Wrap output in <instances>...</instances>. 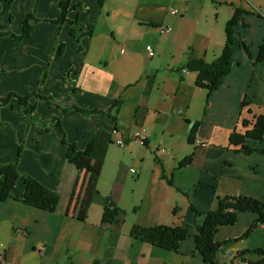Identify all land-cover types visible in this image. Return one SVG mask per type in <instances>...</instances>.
I'll return each mask as SVG.
<instances>
[{
  "label": "crops",
  "instance_id": "crops-1",
  "mask_svg": "<svg viewBox=\"0 0 264 264\" xmlns=\"http://www.w3.org/2000/svg\"><path fill=\"white\" fill-rule=\"evenodd\" d=\"M22 1L0 0V31L20 34L29 13L37 20L30 23L32 32L20 44L11 36L0 37V97L31 91L52 97V104L36 102L40 119L60 118L64 137L79 150L87 147L96 128L110 130L113 125L122 139L142 132L147 146L130 140L116 160L111 159V147L107 149L99 192L93 195L86 220L78 221L63 213L76 171L65 159L60 129L55 123L46 129L31 124L17 106L1 107L0 164L16 160L21 173L55 189L60 198L53 213L26 206L20 200L24 187L18 179L13 198L0 202L2 264H207L195 249L192 211L211 210L220 196H247L264 202V155H244L238 146L229 144L232 130L243 132L240 121L253 123L264 115V60L256 61L259 47L264 45V19L244 12V0H206L212 12H195L196 27L204 23V28H195L194 38L181 39L171 34L173 30L160 36L153 47L154 57L168 44L176 45L170 50V63L156 67L154 57L149 59L145 51L148 43L143 46L130 32L119 37L109 27L110 36L108 32L103 36L102 26L121 20L131 29L148 23L156 29L169 25L171 16L177 15L169 13L171 4L181 6L178 19L182 21L190 4L194 8L200 1L104 0L99 7L98 0H71L72 6L80 8L77 13L71 10L69 18L94 26L91 38L80 40L67 24L58 28L48 22L57 17L60 0ZM115 3L117 8L112 6ZM224 6L228 10H222ZM236 7L244 13L235 35L232 71L209 95L195 85L196 73H183L182 69L188 58L211 62L220 55L225 43L223 23ZM13 22H18L17 28L11 27ZM71 28L79 34L75 26ZM111 56L117 60L113 69L103 60ZM142 57L144 65L140 67L137 59ZM116 98L122 102L115 122L102 115L86 118L71 110L61 112L72 105L106 111ZM124 107L129 111V123L122 126ZM194 123L198 125L196 135L189 142ZM246 144L264 151V136L258 142L247 139ZM159 148L165 152L156 153ZM190 154L191 162L179 168ZM108 167L113 175L109 184L114 182L118 191L101 187ZM107 196L120 211L114 224L102 226ZM255 219L251 212L239 213L234 225L218 229L215 240L221 244L240 238ZM157 224L186 228L188 235L177 252L129 236L132 225ZM256 248H264V224L249 237L225 245L216 260L219 264H247L237 259L236 253Z\"/></svg>",
  "mask_w": 264,
  "mask_h": 264
},
{
  "label": "trees",
  "instance_id": "trees-1",
  "mask_svg": "<svg viewBox=\"0 0 264 264\" xmlns=\"http://www.w3.org/2000/svg\"><path fill=\"white\" fill-rule=\"evenodd\" d=\"M11 2L12 0H7ZM104 0H98V6L101 7ZM79 5H71V0L58 1V15L55 19L48 21L60 28L62 25L69 26L70 33L76 36L78 40L81 37L91 38L94 30L93 24H81L77 20L70 19L68 14L71 10L78 12ZM244 13L240 8H234L230 19L225 24L224 34L225 43L223 44L221 54L211 62L203 59L188 58L183 66L184 70L196 73L195 85L198 88L204 89L207 94H211L224 81V79L232 71L233 66V45L236 43L235 35L238 34L237 27L239 25L240 14ZM258 18L259 13H255ZM32 15L27 14L24 23H22L21 33L16 35L10 30H1L0 37L11 36L16 44H20L21 40L28 38L32 32ZM75 26L79 34L71 28ZM244 50L250 54L248 46L243 44ZM264 60V45H260L257 55L258 62ZM182 69V70H183ZM43 83V80H40ZM75 89H73L74 91ZM40 100L47 104H52L54 100L52 97H45L40 95L37 91H31L27 94L8 93L4 97H0V108L8 106L14 108L19 107L22 114H24L31 124H40L46 129L50 123L60 129L62 135L61 143L65 145V159L69 165L73 166L76 175L73 179L71 191L67 196V202L63 213L68 218L78 221H85L88 214V208L91 205L93 195L98 193V180L101 176L103 163L107 149L114 143L113 135L118 134L116 126L110 130L98 127L94 130L92 138L83 149H77L74 143H70L64 137L61 129L60 118H51L41 120L40 114L37 112L36 102ZM14 102V103H13ZM121 99L116 98L111 103L110 107L103 111L101 109H86V107H78L75 105L61 108L62 113L74 111L81 114L83 117H91L92 115L106 116L115 122L118 116ZM1 124V122H0ZM197 123L192 124V131L188 137L189 142H193L196 135ZM240 126L243 132L232 130L229 136V144L238 146V152L248 155L250 153H259L264 155V151L253 148L246 144L247 139L254 141H261L264 136V115L258 116L253 123L240 121ZM128 143L131 138L124 139ZM145 146L146 140L143 142ZM19 156V149L17 157ZM192 160L191 154L186 156L178 165L179 168L188 165ZM21 179L24 191L21 194L20 200L26 206L35 207L46 212H55L59 206V195L53 188H49L41 184L36 178L30 175L21 173L17 168V161L0 164V202L5 199H11L12 191L15 185ZM168 183L172 186L170 180ZM120 208L114 203L110 196L105 199L104 207L101 213V225L114 224L117 220ZM194 224L196 225L197 234L195 235V249L202 256V259L207 264H219L216 260L218 253L222 251L223 247L232 242H238L249 237L255 229L264 224V202L247 196H225L216 197L214 200V207L208 211L193 210ZM251 212L256 216L253 224L246 229L242 236L238 239H231L225 243L217 242L215 234L219 228L232 226L236 223L239 213ZM187 230L183 226H168L155 225L151 227H144L140 225H132L129 231V236L137 241L150 244L161 250L177 252L179 243L186 239ZM237 259L247 264H264V248H256L253 250L238 251L235 255Z\"/></svg>",
  "mask_w": 264,
  "mask_h": 264
},
{
  "label": "rangeland",
  "instance_id": "rangeland-1",
  "mask_svg": "<svg viewBox=\"0 0 264 264\" xmlns=\"http://www.w3.org/2000/svg\"><path fill=\"white\" fill-rule=\"evenodd\" d=\"M198 1H200V2L195 3L194 8H193V3L190 4L189 12L186 13V16H184V19L182 21L180 19H178V17H179L178 13L181 10V6L176 5V4H171L172 9H174V8L177 9V12H176L177 15L171 16L172 18H170L168 20V23H167L169 25L164 24L165 26H171V30H173L171 34H175V35L179 36L181 39H189V38H194L195 28H196V30H200L201 28H204V23H202L201 26H199L197 28L195 23H194L193 17L195 15V12H198L200 9H204L205 11L208 10V12H210L212 9L211 8L212 5H210L209 2L206 0H198ZM22 3L26 4V1L23 0ZM112 6L116 7V3L113 4ZM243 6H244V10L242 8H240V9H242L244 12L252 13V14H255L257 12V13H259V16H261L264 19V0H244ZM222 8H223L222 10H228V8L226 6H224ZM236 8H238V7H236ZM215 16H216V13L214 14V17ZM221 16H222V12L219 14L220 19H221ZM5 18H7V14L5 15ZM228 20H226L223 23V28H222L223 33H224V29H225V24L227 23ZM17 23L13 22L11 27L17 28L16 27ZM217 24H221V22H218ZM18 26L20 27L21 25H18ZM107 27L111 28V30L114 31L115 35H117L119 37L122 35H125L127 32H130L132 37L138 38L139 40H141L143 46L148 43L152 47H155L156 43L159 41L160 36H164V35H161L155 29V27L150 26L149 23H148V25H138V24L135 26L133 25L132 29H131L130 26H128V24L122 25L121 20H118V21L113 22L111 24H108L106 26H104V25L102 26L100 32L103 34V36H105L107 34V32H108V36H110V31H109L110 29H107ZM224 36H225V34H224ZM175 45H176V42H175ZM175 45L172 42L166 46L165 50L161 51V54L158 52V56L153 58V61L156 65V67H163V66H166V64L170 63V61H169L171 58L170 50L173 47H175ZM221 51H222V49H221ZM220 54H221V52H220ZM141 56L144 57V55H141ZM143 57L137 59V64L140 67H142L144 65ZM133 59L134 58H132V62L134 63L135 59L134 60ZM103 60H105L107 62L109 69H113L116 67L117 60L114 59L113 56L107 57V59H103ZM128 118H129V111H128L127 107H124L123 112H122V116L120 117V124L122 126L127 125L129 123ZM116 136L117 137L113 136L114 139H117V138L120 139L121 138L119 135H116ZM110 147L111 148H109V151L111 154V159L116 160V158H118L121 155L122 148L116 146L115 143L110 145ZM130 168L135 169L133 167V165H131ZM112 177H113V175L111 173V168L110 167H108V169L106 168V170L104 172V177L101 180V187L108 189V190L114 187V191H116V190L118 191L119 188L114 184V182L112 184H109L111 181H113L111 179ZM134 178H136V177H134ZM116 183H118V182H116ZM98 192H99V190H98ZM121 192H124V190H122ZM101 198H102V196L100 194V199ZM0 264H2L1 261H0Z\"/></svg>",
  "mask_w": 264,
  "mask_h": 264
},
{
  "label": "built area",
  "instance_id": "built-area-1",
  "mask_svg": "<svg viewBox=\"0 0 264 264\" xmlns=\"http://www.w3.org/2000/svg\"><path fill=\"white\" fill-rule=\"evenodd\" d=\"M176 12H177V10L176 9H172L169 13L170 14H176ZM157 31L161 34V35H168L170 32H171V26H165V25H160V26H158L157 28ZM145 51H146V53H147V56H148V58L149 59H151L152 57H154L155 56V50L153 49V47H151V46H149V45H145ZM182 72L183 73H185L186 72V70H182ZM142 132H139V131H136V132H134L132 135H130L129 136V138H131V141L132 140H138V141H140L142 144H143V142L146 140L145 138H144V136L141 134ZM117 135V134H116ZM114 143L116 144V146H118V147H121V148H123L124 146H125V140L124 139H122V138H120V139H114ZM155 152L156 153H160L161 152V154L162 153H164L165 152V150L164 149H161V148H159V149H157V150H155ZM129 170H130V173H132V174H136V171L135 170H133V169H130L129 168ZM3 264H5V263H3Z\"/></svg>",
  "mask_w": 264,
  "mask_h": 264
}]
</instances>
